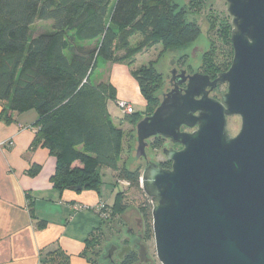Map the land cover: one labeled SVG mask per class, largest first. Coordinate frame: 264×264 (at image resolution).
<instances>
[{
	"label": "trees",
	"instance_id": "1",
	"mask_svg": "<svg viewBox=\"0 0 264 264\" xmlns=\"http://www.w3.org/2000/svg\"><path fill=\"white\" fill-rule=\"evenodd\" d=\"M175 2L0 0V117L11 124L15 113L38 114L35 126L39 131L32 148L41 144L57 159L51 181L59 192L100 194L102 168L113 170L118 184L126 182L143 191L141 170H131L123 159L124 153L131 151L134 128L125 131L121 124L115 123L108 102H117L116 90L107 82L95 83L93 76L101 60L132 67L144 47L161 45L164 54L185 51L196 43L202 35L201 27L197 22H187L186 8L178 11L179 4ZM38 21H52L53 30L34 36L32 25ZM231 30V24L225 23L221 39L229 46V55L218 63L204 59L202 74L215 79L229 70L228 56L230 59L233 51ZM135 34H140L142 41L132 48L130 39ZM85 43L95 45L91 49L79 47ZM185 56L183 53L180 60ZM132 76L147 102L146 111L152 108L154 113L161 102L154 91L163 80L161 75L151 67L133 72ZM140 118L136 111L125 116L132 126ZM164 146V139L152 140L153 150ZM160 165L170 169L172 163L166 160ZM38 170L35 166L31 174ZM122 196L119 191L113 206L106 204L111 219H101L100 228L86 241L83 256L90 264L96 262L98 235L111 229L127 211L128 204L123 203ZM140 208L150 235L153 232L150 200Z\"/></svg>",
	"mask_w": 264,
	"mask_h": 264
},
{
	"label": "water",
	"instance_id": "2",
	"mask_svg": "<svg viewBox=\"0 0 264 264\" xmlns=\"http://www.w3.org/2000/svg\"><path fill=\"white\" fill-rule=\"evenodd\" d=\"M225 1L229 70L211 79L172 69L171 90L136 124L137 158L157 137L182 147L163 149L170 169L146 161L140 180L162 264H264V0Z\"/></svg>",
	"mask_w": 264,
	"mask_h": 264
},
{
	"label": "crops",
	"instance_id": "3",
	"mask_svg": "<svg viewBox=\"0 0 264 264\" xmlns=\"http://www.w3.org/2000/svg\"><path fill=\"white\" fill-rule=\"evenodd\" d=\"M42 33L46 32L38 28L34 36ZM79 47L90 49L92 45ZM107 66L94 82H107L116 90L117 100L144 107L131 67L111 62ZM108 110L119 124L110 102ZM13 119L6 124L0 117V264H90L83 256L86 241L100 228L98 206L109 203L94 191L56 190L51 177L57 159L41 144L32 148L39 131L35 126L38 114L15 113ZM121 125L125 130L131 124ZM35 166L39 170L31 174ZM75 206L88 209L75 210Z\"/></svg>",
	"mask_w": 264,
	"mask_h": 264
},
{
	"label": "rangeland",
	"instance_id": "4",
	"mask_svg": "<svg viewBox=\"0 0 264 264\" xmlns=\"http://www.w3.org/2000/svg\"><path fill=\"white\" fill-rule=\"evenodd\" d=\"M175 3L179 4L178 6L180 9H178V11H180L183 7L186 8L187 15L185 19L187 20V22H197V24L201 27L202 35L199 38V40L196 43L190 45L185 51L182 52L168 51L163 54L161 45L144 47L143 51L135 57V62L131 67L132 73L136 71H140L142 69H149L152 67L156 70V74L161 75L163 80L160 79L161 83L158 85L157 89L154 90L156 96L160 100L162 99L163 94H166L171 90V86L169 82L171 77L170 71H172V69L174 68H177L178 70L184 69L187 71L188 74L202 73L203 70L202 67L204 66L205 63L204 59H207L208 61H211V59H213L215 63H218L224 58V56L229 55L228 53L229 46L224 45L221 40L225 33L224 31L225 23L229 22L231 24V18L229 17L226 11L227 5L224 0H176ZM38 28L39 29L41 28L44 32H51L53 30V22L45 21L44 23H39L37 26L33 28V34L36 33V30ZM141 41H142V36L140 34H135L130 39L131 47L136 48L137 46H139V43ZM91 45H92L91 48H93L95 44H91ZM123 53L124 52H122L120 55H123ZM183 53H185V55L187 56H185L186 58L180 61V56ZM233 57H234V51H232V57H230V59L228 56V62L230 64L229 67H231ZM173 61H177L178 63L175 66L174 65L172 66L171 63ZM107 65L108 63L102 60L100 61L99 68L95 73L93 80H96L99 76L104 74V72L108 68ZM156 81L158 82L159 79L156 78ZM138 89L140 92L139 86ZM226 92H227V85H222L214 93H212L211 96L216 99H220L221 94ZM121 100H117V102ZM109 102H110V109L112 111V115L114 119L117 122H119V124H124L126 122L125 120L126 114H123V112L118 109L117 102L115 103L114 100H110ZM144 102H145L144 107L139 103H133V104L131 103L134 108V112L136 111L137 113L141 114L142 118H140V120H142L146 116H150L153 114L152 108L151 109L149 108V110L146 111L147 102L145 99ZM132 114H128V115H132ZM133 128H134L133 133L135 135V138H133L132 140L133 142H132L131 151L130 153L125 152L123 155L124 161H126L128 167L131 170L140 169L141 173H143L146 161H151L158 164L163 161H166V158L163 155L164 148L170 149V147H172L175 150L182 149L180 145H174L170 141H165V146L163 149L153 150L151 148V143L153 140L152 139L148 142V146L146 147L145 150L147 159H145L144 157L137 158L138 143L136 137V126L130 125L128 126V128L125 129V131L132 130ZM228 130L232 137L238 135V133L241 130L240 117L234 116L228 119ZM186 131L192 132L193 130H186ZM101 174H102V185L100 188L101 190L99 197L102 198L104 202H108L109 206H113L116 195L119 193V191L123 192L122 201L123 203L128 204L127 207L128 211H131L132 209L140 208L141 204L147 202L150 199L146 196L144 191L139 192L136 189L131 188L126 182H120V184H118V181L115 178V174L113 170L108 168H102ZM108 219L110 220L111 218ZM153 244L149 245L151 250L155 249V244L154 245ZM108 249L109 248H106V250Z\"/></svg>",
	"mask_w": 264,
	"mask_h": 264
},
{
	"label": "flooded vegetation",
	"instance_id": "5",
	"mask_svg": "<svg viewBox=\"0 0 264 264\" xmlns=\"http://www.w3.org/2000/svg\"><path fill=\"white\" fill-rule=\"evenodd\" d=\"M230 18L232 26V17ZM177 63V61H173L171 65L175 66ZM149 200L151 202V199ZM153 243L155 249L151 250L149 245ZM106 248L109 249L106 250ZM95 254L96 264H162L157 257L154 232L148 235L141 208L127 210L111 229L100 233L96 241Z\"/></svg>",
	"mask_w": 264,
	"mask_h": 264
},
{
	"label": "built area",
	"instance_id": "6",
	"mask_svg": "<svg viewBox=\"0 0 264 264\" xmlns=\"http://www.w3.org/2000/svg\"><path fill=\"white\" fill-rule=\"evenodd\" d=\"M117 107L119 110H121L123 112V114L128 115V114L134 113V108H133L132 104L129 103L128 101H125V100L118 101ZM105 206H106V204H101L97 208V211L99 212L101 219H108L110 216L109 212L107 210H105ZM74 209L75 210L88 209V207L75 206Z\"/></svg>",
	"mask_w": 264,
	"mask_h": 264
}]
</instances>
